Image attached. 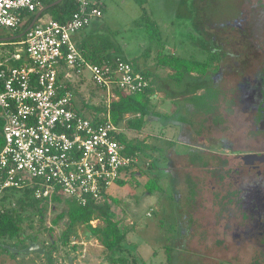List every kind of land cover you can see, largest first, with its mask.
Segmentation results:
<instances>
[{
	"label": "rangeland",
	"instance_id": "374dc122",
	"mask_svg": "<svg viewBox=\"0 0 264 264\" xmlns=\"http://www.w3.org/2000/svg\"><path fill=\"white\" fill-rule=\"evenodd\" d=\"M96 1L103 11L99 21L105 30L101 32L121 46L126 60L141 71H149L155 81L151 88L156 90L150 98L154 115L150 113L144 118L140 130L127 128L123 123L133 114H126L119 125L128 139L146 144L128 170H133L134 175L126 173L122 177L127 180L124 187L113 183L107 189L110 194L105 196V202L126 231L125 246L136 264H264V249L243 235H235L241 229L237 204L224 201L228 188L233 189L227 184L224 169L236 166L237 152L254 148L255 144L243 143L239 138V75L237 70L230 72L226 67L233 58L224 57L218 70V60L211 61L214 46H209L212 37L217 44V37L229 31L228 23L233 26L234 19H242V28L251 24L250 36L263 38L258 26L264 19V0ZM148 21L155 24L158 35L148 34ZM14 32L0 30V58L8 51H20L22 45L8 39ZM239 34L231 37L237 38ZM233 42L224 44L226 51L228 47L238 50L239 41L235 45ZM158 50L210 62L209 70L219 92L211 112L195 111L187 97L175 92L167 69L155 63ZM250 60V66L258 68L261 57L256 55ZM71 79L65 84L74 94L75 109L89 120L103 118L108 104L117 97L108 96L98 87L88 69ZM223 138L230 141L232 150L220 148L218 143ZM148 178H154L158 188L151 194L144 187ZM40 204L47 206L42 220L31 207L18 211L23 217L22 236H28L23 243L35 237L43 252H21L22 244L13 243L15 239H0V264H119L111 259L119 253L105 252L82 225H74L68 243L63 244L60 235L67 219L64 217L57 224L51 221L65 209V203ZM7 206L18 208L14 200ZM5 246L17 252L4 249Z\"/></svg>",
	"mask_w": 264,
	"mask_h": 264
},
{
	"label": "built area",
	"instance_id": "2783aa9c",
	"mask_svg": "<svg viewBox=\"0 0 264 264\" xmlns=\"http://www.w3.org/2000/svg\"><path fill=\"white\" fill-rule=\"evenodd\" d=\"M74 4L62 23L46 15L37 18L16 41L20 51L0 58V201L9 190L30 186L47 204L53 195L102 204L108 187L125 175L124 167L136 162V156L123 153L116 137L121 128L108 112L95 120L82 116L65 83L88 69L93 82L114 98L115 90L145 89L148 78L126 59H87L73 36L103 11L94 0ZM40 5L41 0H0V30L16 31L23 13Z\"/></svg>",
	"mask_w": 264,
	"mask_h": 264
},
{
	"label": "trees",
	"instance_id": "16d2710c",
	"mask_svg": "<svg viewBox=\"0 0 264 264\" xmlns=\"http://www.w3.org/2000/svg\"><path fill=\"white\" fill-rule=\"evenodd\" d=\"M52 1L54 0H41V5L33 12H24L23 22L14 33L19 34L22 32L33 19L36 11ZM74 10V0H62L58 4L45 9L40 14L39 18L48 14L52 19L62 23L70 17ZM86 27L79 31L77 37L74 38L75 35L73 36V41L87 59L94 63H100L114 57L126 59L121 55V46L114 39L103 32L92 35V32L85 31ZM104 30L105 27L102 31ZM146 31H148L151 37L159 34L158 29L152 21L146 22ZM23 37L24 35L13 41H21ZM211 54L214 55L213 57L211 55V61H216V52ZM155 63L171 70V73L167 76L176 86L175 92L187 97L191 106L195 108V111L205 114L211 112L214 108L213 103L217 102L219 92L212 80L211 73L213 72L209 70V61L183 58L174 53L164 54L162 50H158L155 55ZM139 71L148 78L149 86L133 93L115 90L117 98L108 104L109 106L107 109L110 120L118 126L121 125L122 120L124 121L126 114H133L132 117L126 119L123 123H125L127 128L134 130L141 129L144 118L148 116V114L151 113V115H154V112L150 109V98L154 95V91L156 90L151 88V85L154 84L155 81L151 78L152 75L149 71ZM59 77H62V73L59 74ZM170 94H172V91L168 93L169 97ZM192 100H194L193 103H191ZM1 126L2 121L0 119V147L3 144ZM116 137L123 146V153L126 155L137 156L139 152L144 151L146 146L142 141L140 143L138 140L128 139L122 131H120ZM190 161L193 162L194 159H190ZM222 162L225 163L224 160H222ZM130 167L131 165L124 167V171L125 175L127 173L131 177L134 175V171H128ZM153 179L154 178H148L144 183L145 191L148 194L158 189L157 183L154 182ZM117 181L119 185L127 183V180L122 178L117 179ZM108 194L107 192L106 195ZM12 200H14V204L18 208L7 206V204H11ZM112 200L118 202V199L112 198ZM40 202L42 201L34 197L33 188L30 186L9 190L0 201V239H15L16 241L13 243L22 244L21 248H25L29 242L37 241V239L33 237L28 243H23L28 239V236H22L21 223L23 217L18 209L22 210L26 206L31 207L35 210L38 218L42 220L47 206L46 204H40ZM52 202H64L66 205L65 209L57 213L51 221V223L57 224L59 220L64 217L67 219V225L60 235L63 244L68 243V235L72 231L71 228L74 225H82L88 231L89 235L93 236L103 246L105 252L119 253L117 257H111L113 263L128 264L130 261L132 264H136L135 258L132 257L131 252L125 246L126 231L120 226L121 222L119 218L114 215L107 202L97 204L92 200H88L85 204H79L73 199H62L59 195H53ZM93 219H98L99 221L94 226L90 223ZM49 230H51V228H49ZM4 249H7V246H5ZM168 250L169 249H166L165 251L168 253ZM124 252L126 255H124Z\"/></svg>",
	"mask_w": 264,
	"mask_h": 264
},
{
	"label": "flooded vegetation",
	"instance_id": "af4514ba",
	"mask_svg": "<svg viewBox=\"0 0 264 264\" xmlns=\"http://www.w3.org/2000/svg\"><path fill=\"white\" fill-rule=\"evenodd\" d=\"M241 20L234 19L232 23L234 27L228 23L229 31H223L221 36L217 37V44L215 37H212V43H209V46L210 44L214 46L211 49L212 53L216 52L217 54V66L224 57L233 58L232 64L226 67L230 72L237 70L239 75L236 82L241 120L239 138L243 143L255 144L254 148L237 152L235 157L238 159V163L236 166L224 169L223 175L225 176L227 173L225 177L227 184L233 187V189L228 188L229 191L226 192L228 196L224 198V201L235 203L239 208L241 229L240 233L235 235H243L247 240L257 242L264 249V36L259 39L256 36H250L251 24L242 28L241 22L243 21ZM258 28L263 31L264 35V19ZM238 33L240 34L237 38L231 37L232 34L237 35ZM230 40L235 42L233 45L239 41L238 50L231 51L229 47L228 51L225 50L224 44L227 42L229 44ZM256 55L261 57L258 68L256 65L255 67L250 66V59ZM249 68H254V70ZM217 69L219 70L220 66ZM212 80L214 83V76ZM218 144L221 149L232 150L230 141L226 139H220Z\"/></svg>",
	"mask_w": 264,
	"mask_h": 264
},
{
	"label": "water",
	"instance_id": "95a60500",
	"mask_svg": "<svg viewBox=\"0 0 264 264\" xmlns=\"http://www.w3.org/2000/svg\"><path fill=\"white\" fill-rule=\"evenodd\" d=\"M62 0H54L52 1L51 3L41 7L40 9H38L36 11V13L34 14V17L33 19L31 20V22L27 25V27L22 31L20 32L19 34H15L13 36H10L8 37V39H17V38H20L21 36L24 35V33L34 24V22L36 21L37 18H39L40 14L47 8L53 6V5H56L58 4L59 2H61ZM7 249H13L16 251V249L14 248H10V247H7ZM21 252H36V253H42L43 252V249L39 246V242L35 241V242H29L28 245L25 247V248H22L20 250Z\"/></svg>",
	"mask_w": 264,
	"mask_h": 264
},
{
	"label": "crops",
	"instance_id": "0c3cea01",
	"mask_svg": "<svg viewBox=\"0 0 264 264\" xmlns=\"http://www.w3.org/2000/svg\"><path fill=\"white\" fill-rule=\"evenodd\" d=\"M94 1H96V0H94ZM96 2H98V1H96ZM98 3H99V2H98ZM100 5H101V4H100ZM101 8H102V5H101ZM99 19H100V18H98V19L95 20V21H92V22H91V23L85 28V31H90V32H92V35H93V34L95 35V34H97V33H100L101 30H103L104 26H103L102 22L99 21ZM91 30H92V31H91ZM79 31H80V30H79ZM79 31L75 34L74 38L78 36ZM165 68L167 69V75L170 74V73H171V70H170L169 68H167V67H165ZM124 133H126V132L124 131ZM114 184L117 185L119 188L124 187L123 185H119L118 181H117L116 183H114ZM119 188H118L117 191L112 192V194L117 193V192L119 191ZM109 194H110V193H109ZM112 198H115V197L112 196ZM115 199H117V198H115Z\"/></svg>",
	"mask_w": 264,
	"mask_h": 264
}]
</instances>
